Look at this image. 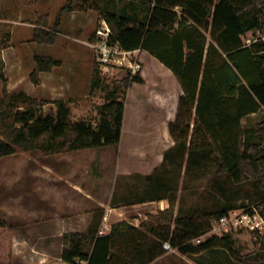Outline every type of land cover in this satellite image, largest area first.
<instances>
[{"label": "trees", "instance_id": "16d2710c", "mask_svg": "<svg viewBox=\"0 0 264 264\" xmlns=\"http://www.w3.org/2000/svg\"><path fill=\"white\" fill-rule=\"evenodd\" d=\"M3 1L0 19L5 18ZM101 1L106 8H100ZM111 1L65 0L53 29L35 28L33 41L54 45L63 14L87 8L100 10L124 49L147 51L173 72L183 89L176 120L169 125L175 146L165 154V161L171 158L181 166L186 155L191 162L199 157L195 153L203 158L212 152L218 175L228 176L236 184L253 181L264 217V128L245 127L243 123L264 108V43L246 47L243 41L249 32L262 28L264 0H141L144 2L135 3L130 14L118 5L113 7ZM36 2L30 0L33 5ZM41 19V25L47 27L48 17ZM35 62L31 78L36 84L41 73L62 65L58 59L39 55ZM3 65L0 62L4 86L0 96V158L17 150L55 155L119 146L127 95L99 106L102 118L98 127L85 121L71 123L64 102L59 103L56 116L45 115L36 109L46 105L44 101L10 92ZM123 81L128 89L145 82L141 73H127ZM100 82L96 62L92 89ZM228 212L221 211L217 219ZM211 223L210 218L196 219L193 215L174 219L173 210L168 208L150 214L140 227L122 221L103 235L92 229L68 233L65 236L70 246L63 250L62 259L68 264H151L165 253L164 243L169 242L184 254L224 248L241 264H263L264 258L249 259L235 252L229 234L193 245V239L211 230ZM8 224L0 208V227Z\"/></svg>", "mask_w": 264, "mask_h": 264}, {"label": "rangeland", "instance_id": "374dc122", "mask_svg": "<svg viewBox=\"0 0 264 264\" xmlns=\"http://www.w3.org/2000/svg\"><path fill=\"white\" fill-rule=\"evenodd\" d=\"M58 2L54 0L52 3L42 4L36 11L37 19L40 13L48 10L53 12V17L58 16L56 14ZM21 3L26 10L24 18L34 21V5L30 3V0H22ZM85 10L97 11L96 8ZM98 11L100 13V10ZM98 11L96 12L98 19L79 34L73 30L68 21L65 22L62 30L60 23L58 40L54 45H45L48 47L45 48L44 53L50 56L43 57L58 59L62 65L51 72H43L51 74L45 80L41 73L39 84L34 83L31 78V73L36 67L35 56L38 55L34 54L33 35L30 39L26 38L31 35L30 31L28 35L26 30L20 28V39L19 41L15 39L13 45L23 56L24 74L14 83L16 86L12 93L25 94L44 101L46 105L38 106L36 109L38 113L43 112L45 115L56 116L59 112V103L64 102L69 109L71 123L85 121L95 128L99 126L102 118L99 106L111 99H123V96L127 95L124 140L119 146L67 151L55 155L41 151L17 150L12 155L1 157L0 208L7 215L9 224L0 227V264H34L38 262L37 257L47 256L48 252L52 256H57L61 248L64 250L70 246V240L66 236L64 239L61 236L55 240L53 233L57 219L55 216H63L64 213L69 212L66 209V204L69 202L80 201L79 194L72 188L74 184L83 185L90 190L95 188L96 195L106 203V206L114 192L117 195L116 199L122 196L128 197L132 192L135 193L134 187L140 190L135 194L140 195L141 198H157V202L160 198H166L169 208L173 210L174 219L185 215H193L194 218L202 220L210 218L211 230L200 238L193 239L191 241L193 245L197 246L212 236L229 234L234 240L233 249L240 256L249 259L264 258L262 249L264 230L259 232L233 229L230 233H225L219 229L217 214L221 211L228 209V213L241 214L255 207L260 209L262 207L259 205L260 196L252 180L236 184L228 176L217 174V162L212 152L203 158L195 153L199 157L191 162L186 155L181 166L169 158L162 165L156 166L151 178L140 174L135 175L136 173L128 174L130 169H139L146 162L151 163L148 158L153 152H155L153 156L156 159L165 148L156 142V138L151 139L148 123L150 117L153 115L162 120L165 118V113L163 108L153 107L149 103L148 94L160 102L161 95L172 89L175 91L176 88L172 82H169L171 81L169 78H165L166 75H160L159 65L144 54L141 75L143 77L144 70L147 75V85L134 83L128 89L123 81L127 74L125 71L99 69L101 82L93 90L91 84L96 56L90 43L79 40L78 35L88 38L97 29L102 20ZM52 29L53 27L49 28V30ZM10 31L8 25L0 26V53L3 48L12 45ZM207 34L211 40L210 32ZM262 34L264 35V16L262 28L249 32L243 37V41L246 43L248 39L260 37ZM0 62L3 63L1 56ZM154 76H160L161 85L159 82L156 84L150 82V78L152 80ZM243 123L245 127L264 128L262 125L264 124V108L257 115L244 119ZM157 130L159 135H163L162 129ZM157 160L153 161V164ZM156 204L144 209V218L147 217L145 220L150 214L163 211L160 209L162 205ZM106 206L103 210H106ZM90 207L89 204L82 206L85 210H89ZM102 219L104 222L101 226L94 224L91 227L95 234L101 235V232H109L116 221L105 215ZM171 249L174 248L171 247ZM184 257L190 260L186 264H241L229 250L224 248ZM45 260L41 262H46Z\"/></svg>", "mask_w": 264, "mask_h": 264}, {"label": "crops", "instance_id": "0c3cea01", "mask_svg": "<svg viewBox=\"0 0 264 264\" xmlns=\"http://www.w3.org/2000/svg\"><path fill=\"white\" fill-rule=\"evenodd\" d=\"M21 1L22 0H4L1 4V11L5 14V18L0 19V26L3 27L5 26V24L8 25L9 28L11 29L10 32L12 34L11 36L12 45L9 47L3 48L0 53L1 59L4 64V71L6 74V78L8 79V90L10 92H12L16 86L14 85V83L21 78L22 74H24L23 56L18 51L16 46L13 45V41H15V39L17 40L20 39L19 30L21 29L26 30L28 35L31 33V35H29L30 37L29 36L26 37L30 39L33 35L35 28L41 27V28H45L49 30V28L53 27L55 25V22H56L55 20L57 16L55 15V17H53L54 16L53 12L48 10L44 13H40L39 14L40 16L37 19V15H36L37 9L38 8L40 9L42 4H45L47 2L52 3V1H54V0H37V2L34 4V21H29V18L28 19L24 18L25 17L24 12L26 10L24 9L25 7L24 5H22ZM57 1H59L58 2L59 6H58V11L56 14H58V12L60 11V9L63 7L65 3L64 0H57ZM138 2H144V1H141V0H112L111 5L113 4L112 5L113 7L118 5V7L124 10V12H126L127 14H130L132 10H134L135 3H138ZM100 8L101 9L106 8L104 1L100 2ZM96 12L95 10H75L69 13H65L62 18L60 29L62 30L65 22L68 21V23L71 25L73 30L77 34H79L85 31V27L89 28V26H92L94 21L98 19ZM49 15H50V18H49ZM43 17L49 18L47 27L39 25L40 22H41L40 24H42L41 18ZM101 18H102V15H101ZM94 33H95V30L93 31L91 36H89L88 38L87 37L85 38V36L83 35H78V38L81 41L85 40L86 41L85 43H88V42L90 43L93 40ZM33 45H34V50H35L34 54H38L41 56H50L44 53L46 52L45 48L48 46H45V45L40 46L35 43ZM144 54L148 55L155 63L159 65L158 70L160 72V75L161 74L166 75L167 77L165 78L166 79L169 78L171 80L169 82L170 83L172 82L176 88L175 91H173L172 89L170 91H167L164 95H161V92L158 91V94L161 95L160 102L157 101L153 96L148 94L149 103L153 107L159 106L160 108H163L162 110H164V113H165V118H162V120H160L161 118L158 119L154 117L153 115L150 117L148 123L150 126L149 132L152 137L151 139L156 138L157 139L156 142L159 143L161 146H165V148L162 150L161 154L157 153L159 155H158V158L156 157V159L153 156L155 152H153L152 156L148 158L151 163L146 162L139 169H136V168L133 170L130 169V171H128V174L130 175L132 173H136L135 175L140 174V175H143L144 177L151 178V176L154 174V171L157 168L156 166L160 164L162 165V163L165 161V154L172 147L175 146V141L172 135L170 134L169 125L171 122H174L176 120L180 98L182 97L184 92H183V89L180 83L178 82L175 75L169 68H167L163 63H161L158 59H156L154 56L149 54L147 51L142 50L141 59ZM50 76H51L50 73H43L42 77L45 80L46 77L49 78ZM143 77H144L143 79L145 82L142 85H147L146 83L147 75L144 70H143ZM150 82H154V84H156V82H159V85H161L160 76L159 77L154 76L152 80L150 78ZM136 84H139V83H136ZM3 88H4L3 82L0 79V96L3 95ZM154 88H156V86H154ZM168 108H171V109L169 110ZM257 114L258 113L252 114L250 116H255ZM158 128L162 129L163 135H159V132L157 130ZM124 136L125 135L123 133L121 142H123ZM154 159L155 160L158 159V160L154 162L153 164V161H155ZM72 188H74L75 191L79 194L80 201L79 202L77 201L69 202L68 204H66L67 205L66 209H68L69 212L64 213L63 216H58V215L55 216L57 218L56 225L54 228V233H53V237L55 240H57V238H60L61 236H63V239H64L65 234H68V233H81V234L87 233V231L91 229V227L94 224L95 225L100 224L101 226V224L104 222L102 219L104 215L107 216L108 218L115 219L116 220L115 223L126 221L132 224L133 226L140 227V224L147 218L146 216L144 218V215H145L144 209H146L147 207L150 208L151 207L150 205H154V204L157 205L156 203L162 205L160 207L161 210H166L170 207L166 198L165 199L160 198L159 202H157V198H153V199L141 198L140 195L135 194V193H139L138 191H140L139 189L137 190L135 187H134V189L136 190L135 193L132 192L131 194L128 195V197L122 196L117 199L115 198L117 197V195L115 194L113 190L114 194H112L111 196L112 198L114 197L115 199H112L110 197L109 202L107 203V206H106V203H104V201L98 195H96L95 188L90 190L84 187L83 185H75V184ZM86 204L91 205L89 210L87 209L85 210V208H82V206ZM104 205L106 206V210H103V208L105 207ZM62 251H63V248H61L58 251V255L56 254L57 256L55 255L52 256L51 253L48 252V254H46L47 256L43 255L41 257H37L38 262L34 264H68L62 259ZM204 252H209V251H204ZM187 255H190V254H184L179 249H175V248L171 250L165 249V253L162 256L158 257L151 264H184V263L186 264V263H189L190 261L184 257ZM40 258L43 261L44 259H46L45 260L46 262H41V260L39 261ZM81 264H87V262H81Z\"/></svg>", "mask_w": 264, "mask_h": 264}, {"label": "built area", "instance_id": "2783aa9c", "mask_svg": "<svg viewBox=\"0 0 264 264\" xmlns=\"http://www.w3.org/2000/svg\"><path fill=\"white\" fill-rule=\"evenodd\" d=\"M262 41H264L263 34L260 37L248 39L244 44L246 47H250ZM90 45L95 53L96 62L100 70H123L126 73H130L131 76L141 73L143 69L142 50L124 49L114 37V33L106 20L102 19L100 21ZM217 220L219 229L225 233H230L233 229H247L259 232L264 230V217L261 214V209L256 207L241 214L228 213ZM103 234L104 232H101V235ZM171 247L169 242L164 243L166 250H170Z\"/></svg>", "mask_w": 264, "mask_h": 264}]
</instances>
